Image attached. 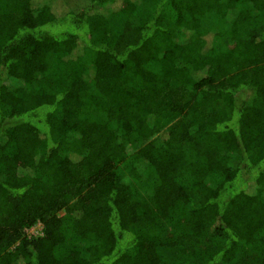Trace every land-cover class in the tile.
I'll use <instances>...</instances> for the list:
<instances>
[{"label":"trees","instance_id":"obj_1","mask_svg":"<svg viewBox=\"0 0 264 264\" xmlns=\"http://www.w3.org/2000/svg\"><path fill=\"white\" fill-rule=\"evenodd\" d=\"M81 2L0 0V264H264V0Z\"/></svg>","mask_w":264,"mask_h":264},{"label":"rangeland","instance_id":"obj_2","mask_svg":"<svg viewBox=\"0 0 264 264\" xmlns=\"http://www.w3.org/2000/svg\"><path fill=\"white\" fill-rule=\"evenodd\" d=\"M34 6L42 8L45 5L50 6L53 10L56 11V14L59 16H64L68 12H76L84 9L85 4L81 0H33ZM179 38V37H178ZM93 79V73H89V78L86 79L87 82L91 83ZM228 158L226 162H229ZM144 167V165H143ZM42 225L36 224L32 229L27 231V234L30 236H38L41 234Z\"/></svg>","mask_w":264,"mask_h":264}]
</instances>
